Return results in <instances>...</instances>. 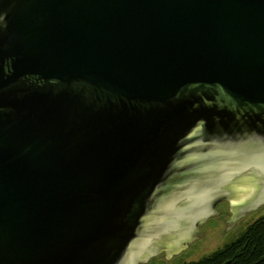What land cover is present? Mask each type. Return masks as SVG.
Instances as JSON below:
<instances>
[{
  "label": "water",
  "instance_id": "obj_1",
  "mask_svg": "<svg viewBox=\"0 0 264 264\" xmlns=\"http://www.w3.org/2000/svg\"><path fill=\"white\" fill-rule=\"evenodd\" d=\"M0 17V264L168 260L264 206V0Z\"/></svg>",
  "mask_w": 264,
  "mask_h": 264
},
{
  "label": "rangeland",
  "instance_id": "obj_2",
  "mask_svg": "<svg viewBox=\"0 0 264 264\" xmlns=\"http://www.w3.org/2000/svg\"><path fill=\"white\" fill-rule=\"evenodd\" d=\"M216 212L219 214L215 218L209 219L207 223L199 227L198 238L192 244H189L187 249L173 256L170 259H165V254H160L151 259L147 264H192L197 263L203 258L211 254L221 251L225 246L231 244L238 239L243 232L257 221L264 217V206L253 213L242 217L235 226L227 231L230 226L226 223L230 220L232 213H229V203L221 202L216 207ZM226 231V232H225ZM224 233V234H223Z\"/></svg>",
  "mask_w": 264,
  "mask_h": 264
},
{
  "label": "trees",
  "instance_id": "obj_3",
  "mask_svg": "<svg viewBox=\"0 0 264 264\" xmlns=\"http://www.w3.org/2000/svg\"><path fill=\"white\" fill-rule=\"evenodd\" d=\"M192 264H264V217L221 251Z\"/></svg>",
  "mask_w": 264,
  "mask_h": 264
},
{
  "label": "clouds",
  "instance_id": "obj_4",
  "mask_svg": "<svg viewBox=\"0 0 264 264\" xmlns=\"http://www.w3.org/2000/svg\"><path fill=\"white\" fill-rule=\"evenodd\" d=\"M0 19H2V17H0Z\"/></svg>",
  "mask_w": 264,
  "mask_h": 264
}]
</instances>
